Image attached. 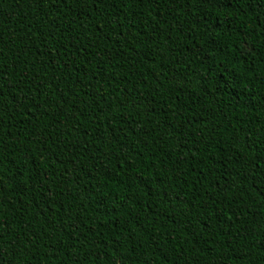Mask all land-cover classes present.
Masks as SVG:
<instances>
[{
	"label": "trees",
	"instance_id": "obj_1",
	"mask_svg": "<svg viewBox=\"0 0 264 264\" xmlns=\"http://www.w3.org/2000/svg\"><path fill=\"white\" fill-rule=\"evenodd\" d=\"M0 264H264V0H0Z\"/></svg>",
	"mask_w": 264,
	"mask_h": 264
}]
</instances>
